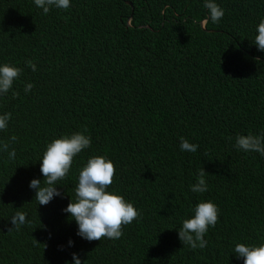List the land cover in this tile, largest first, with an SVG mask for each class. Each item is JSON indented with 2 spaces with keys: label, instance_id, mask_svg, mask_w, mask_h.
<instances>
[{
  "label": "trees",
  "instance_id": "1",
  "mask_svg": "<svg viewBox=\"0 0 264 264\" xmlns=\"http://www.w3.org/2000/svg\"><path fill=\"white\" fill-rule=\"evenodd\" d=\"M0 2L29 11L30 0ZM203 3L71 0L46 15L0 16V63L15 60L18 42L46 49L29 77L33 89L13 85L18 95L0 98V114L10 117L0 141L22 135L24 153H0V264H71L72 253L82 264H243L233 246L264 243V158L233 147L238 134L264 132V52L252 43L264 0H217V23ZM74 132L91 146L57 182L63 198L38 205L26 175L48 143ZM181 138L198 150L181 152ZM95 155L114 163L108 191L140 213L118 240L80 238L62 211ZM202 168L208 191L192 193ZM201 200L218 205L219 217L207 246L190 249L177 230ZM17 211L30 221L19 229L11 224Z\"/></svg>",
  "mask_w": 264,
  "mask_h": 264
},
{
  "label": "clouds",
  "instance_id": "2",
  "mask_svg": "<svg viewBox=\"0 0 264 264\" xmlns=\"http://www.w3.org/2000/svg\"><path fill=\"white\" fill-rule=\"evenodd\" d=\"M70 3L71 0H30L27 3L28 11L16 8L10 3L0 2V16L11 19L17 15H46L55 9H68ZM203 6L212 23H217L223 18L224 9L217 0H204ZM132 19L131 13L126 16L122 24L126 28H132ZM206 22L204 17L199 23L201 30H205ZM141 28L149 29V26H138V29ZM252 35H255L252 43L259 51L264 52V17L257 22ZM13 48L15 60L10 63H0V98L4 97V99L18 95L13 90V85L25 84L23 87L25 94L33 89L29 77L37 70V65L39 61L41 63L46 52L43 42H18ZM9 119L8 113L0 114V131L8 128ZM19 138H22V135L17 137L15 134L10 137L9 142L0 141V153L6 152L9 160H14L16 155L23 156L22 140ZM10 143H14V148H10ZM91 143L90 136L82 132H74L55 138L46 145L36 168L29 169L26 175L30 181L29 188L35 191L34 198L38 205H46L55 197L63 198L57 188V182L71 172L74 157L88 149ZM198 147L197 144L190 143L184 138L180 139L181 152L195 153ZM233 147L237 151L252 152L250 155L264 158V132L255 135L238 134ZM114 173L113 161L104 155L90 156L79 170L74 189L75 199H70L62 211L75 221L76 235L84 240L93 241L101 238L118 240L123 235L122 225H129L140 216L131 202L115 191H108V186L113 183ZM205 174L203 168L197 173L195 183L189 185L192 193L202 194L208 191ZM190 211L192 215L183 219L177 230L178 239L183 246L202 250L208 244L205 236L209 228L217 223L220 210L213 201L201 200ZM26 216V213L17 211L11 218V224L19 229L30 223ZM68 244L71 246L73 241L69 240ZM232 254L237 260L242 258L243 264H264V243L258 245L236 243L232 248ZM71 264H82L76 253H72Z\"/></svg>",
  "mask_w": 264,
  "mask_h": 264
}]
</instances>
